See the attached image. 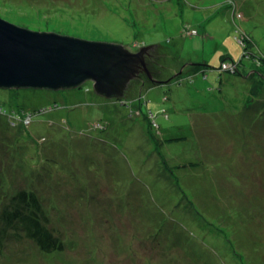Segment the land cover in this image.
Segmentation results:
<instances>
[{
  "label": "rangeland",
  "instance_id": "1",
  "mask_svg": "<svg viewBox=\"0 0 264 264\" xmlns=\"http://www.w3.org/2000/svg\"><path fill=\"white\" fill-rule=\"evenodd\" d=\"M55 1L0 0V16L153 64L115 102L91 81L0 89L9 108L54 105L0 135V197L36 191L65 245L15 233L0 264H264V0ZM203 35L205 48L170 43Z\"/></svg>",
  "mask_w": 264,
  "mask_h": 264
},
{
  "label": "water",
  "instance_id": "2",
  "mask_svg": "<svg viewBox=\"0 0 264 264\" xmlns=\"http://www.w3.org/2000/svg\"><path fill=\"white\" fill-rule=\"evenodd\" d=\"M123 45L32 30L0 16V86L58 89L91 79L96 91L119 97L136 73L148 70L147 50Z\"/></svg>",
  "mask_w": 264,
  "mask_h": 264
},
{
  "label": "trees",
  "instance_id": "3",
  "mask_svg": "<svg viewBox=\"0 0 264 264\" xmlns=\"http://www.w3.org/2000/svg\"><path fill=\"white\" fill-rule=\"evenodd\" d=\"M59 1L63 2V0H58L57 2ZM166 1H169V0H166ZM54 2L56 3L55 0H50V4ZM183 29H185L188 33L186 34V32H183V38L187 37V35H190V33L192 32L195 33L194 35L199 34L196 29L194 30L188 27H184ZM194 35H190V36H194ZM195 37L198 38V36H195ZM243 38H244L243 40L241 39V42L244 43V49H245L243 56L245 55L249 56L250 53L246 49L248 38L245 35ZM187 39L185 40L181 39L178 42H175L173 40L172 42L170 40L169 41L171 44L174 43L176 45V48L174 47V49H176V51L179 52L183 50L184 48H187V47L190 48L189 44L196 46V41L194 43V41L187 40ZM199 43H200L199 47H201L202 45L204 47V42H199ZM117 44H120V43H117ZM159 45L155 43L153 44V48H156L159 50L160 49V47L158 48ZM123 46L129 49L130 51H133V49H131L128 45H123ZM151 59L152 58L150 55L145 54V61H146L148 68L153 64V63L150 64ZM241 59H239L238 61H235V60L225 61L224 59H222V61H224L225 62L224 64H227V66H230L232 63H235L234 66H232L229 69V71L231 70L233 72H237L238 67L240 66L242 62ZM191 61L192 59L190 58L189 62ZM204 65L206 67L207 64L205 63ZM235 65L237 67H235ZM157 67H159V65L155 67L156 71H159ZM214 68L216 69V67ZM219 68L217 67V71ZM205 77L207 76L205 75ZM87 81H91V84L89 85V89L87 90L90 91L91 88L94 89L93 87L94 81L91 79L90 80L88 79L84 83H86ZM135 81L136 80H131L127 88L124 89L122 96H119V97H115V96L108 97L96 91L95 89L94 90L96 93H98V95L103 96V97L105 96L106 99H111V100L115 99L114 101H112V102H115L116 100H123L120 98L124 97L125 95L127 96L131 83ZM156 81L160 83L162 80H160V77L156 76L154 82ZM150 84H152V81L150 82ZM81 86H76V87H81ZM76 87H64V88H76ZM21 88L50 89L46 87H32V86H23V85H15L12 87L0 86V89L12 90L16 92L19 91V89ZM51 90H57V89H51ZM52 107H54V105ZM52 107L50 108L39 107V108H34V109H28L24 107V105H20V106L15 105L9 108L3 104H0V120H5V123L0 122V135H4V136L8 135L6 137L14 136L16 132L18 131L14 126H17V125H19V127L22 126L20 125L22 122H18L20 118L24 119L26 117L25 115H32V119H36L43 113H46L47 111L52 109ZM16 122L17 124L14 125L13 123H16ZM3 145L4 143L2 142L1 147ZM6 146L8 147L7 152L11 151L10 154H13V151H14V150L12 151L13 148H17V147H14V145L11 143H7ZM4 198H6V202H4ZM0 199H1L0 200V252H2L3 250L4 243L9 240L8 238L12 234H15V233L18 234V236L19 235L25 236L33 240L39 246V248L43 252H46V253L60 251L64 249V246H65L64 241L61 239L60 235H58L57 232L54 231L51 225V221L48 217V214L46 213V210L44 208L43 201L36 191H34L33 189L21 188L17 190L15 193H13L12 195H10V193L3 194L0 197Z\"/></svg>",
  "mask_w": 264,
  "mask_h": 264
},
{
  "label": "crops",
  "instance_id": "4",
  "mask_svg": "<svg viewBox=\"0 0 264 264\" xmlns=\"http://www.w3.org/2000/svg\"><path fill=\"white\" fill-rule=\"evenodd\" d=\"M187 40L194 41V43H195V41H197V40H199V42H204V48L206 47L207 43L211 42V41L209 40V38L205 39L204 35H203V38L200 37V36H198V38H197V37L192 38V39L189 38V39H187ZM104 97H105V96H104Z\"/></svg>",
  "mask_w": 264,
  "mask_h": 264
},
{
  "label": "built area",
  "instance_id": "5",
  "mask_svg": "<svg viewBox=\"0 0 264 264\" xmlns=\"http://www.w3.org/2000/svg\"><path fill=\"white\" fill-rule=\"evenodd\" d=\"M227 66V64H225ZM26 117L24 119L20 118L18 122H22V123H25L27 119H32V115H25ZM14 125L17 124L16 123H13Z\"/></svg>",
  "mask_w": 264,
  "mask_h": 264
},
{
  "label": "bare ground",
  "instance_id": "6",
  "mask_svg": "<svg viewBox=\"0 0 264 264\" xmlns=\"http://www.w3.org/2000/svg\"><path fill=\"white\" fill-rule=\"evenodd\" d=\"M205 77V76H204Z\"/></svg>",
  "mask_w": 264,
  "mask_h": 264
}]
</instances>
